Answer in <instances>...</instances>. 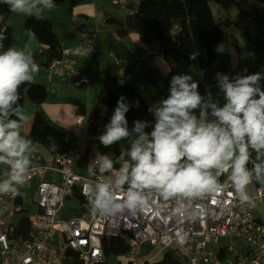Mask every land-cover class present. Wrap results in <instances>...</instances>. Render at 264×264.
I'll return each instance as SVG.
<instances>
[{
	"label": "built area",
	"instance_id": "1",
	"mask_svg": "<svg viewBox=\"0 0 264 264\" xmlns=\"http://www.w3.org/2000/svg\"><path fill=\"white\" fill-rule=\"evenodd\" d=\"M129 2L112 0L120 8L127 7ZM220 28L225 29V26L220 25ZM92 44L93 38L87 35L77 48L63 50V58L47 68L50 79L79 78L75 71L76 58L90 54ZM48 49L49 46L43 45L39 51ZM218 77L224 79L225 75L220 72ZM87 82V78L81 77L76 83ZM200 96L203 102L208 100L207 94ZM80 159L81 153L77 150L51 157L50 161H40L27 169L23 183L11 182L15 191L0 193V264H62L64 253L60 254L52 244L58 234L66 249L77 252L84 264L103 262V239L124 235L129 246L126 255L129 264H143L141 254L145 244L160 247L161 251H178L183 257L191 258L190 264H225L229 248L210 251L208 247L228 237L245 243L246 251L237 256L236 264H264V223L252 214L254 207L264 202V188L258 185L254 170H249L252 179L245 187L249 201H241L229 175L218 180L223 186L219 195L206 193L196 198L164 201L152 193L144 210L124 209L101 214L92 204L96 185L110 182V190L120 194L115 189V181L123 164L112 161L113 169L101 172V159H94L91 168L85 170L78 167ZM251 163L256 164L252 160ZM5 181L9 180L0 175V184ZM86 186L90 189L87 195ZM128 187L125 183L124 191ZM27 199L32 200L38 210L28 216L31 232L26 238L16 232L21 215L28 211ZM74 199L83 217L61 220L59 213Z\"/></svg>",
	"mask_w": 264,
	"mask_h": 264
},
{
	"label": "clouds",
	"instance_id": "2",
	"mask_svg": "<svg viewBox=\"0 0 264 264\" xmlns=\"http://www.w3.org/2000/svg\"><path fill=\"white\" fill-rule=\"evenodd\" d=\"M12 12L32 15L36 3L46 8L54 7L51 0H3ZM38 14V13H37ZM2 19V17H0ZM0 39H3L0 36ZM39 71V65L24 51L11 48L0 54V163L10 164V180L0 184V193L15 191L11 182H24L29 164L24 155L31 141L20 136L21 124L10 120V115H21L13 105L20 99L18 89L32 80L31 73ZM190 77H173L171 95L156 109L157 123L151 132L132 145L129 153L134 164L125 163L119 170L115 190L110 182L96 185L92 204L95 211L115 213L128 209L144 210L152 193L164 201L179 198H196L206 193L219 195L222 185L218 177L231 170L229 179L241 201H249L245 187L251 182L252 173L246 168L250 160L249 149L256 152V159L264 156V91L254 85L261 79L259 74L229 82L227 77L220 83L224 106L211 105V115L216 119L207 122L201 111V119L193 111L201 107L202 97L196 83L189 85ZM205 94V93H204ZM123 104L115 111L107 134L102 136L104 146L128 137ZM140 126H137V131ZM113 169L112 161L104 158L100 171ZM213 170L215 173L213 174ZM256 178L264 173V163L254 165ZM129 185L124 191L123 185ZM90 189L86 186L85 195ZM122 201V203H117Z\"/></svg>",
	"mask_w": 264,
	"mask_h": 264
},
{
	"label": "trees",
	"instance_id": "3",
	"mask_svg": "<svg viewBox=\"0 0 264 264\" xmlns=\"http://www.w3.org/2000/svg\"><path fill=\"white\" fill-rule=\"evenodd\" d=\"M62 2L70 3L69 13L72 14L73 7L83 0H51L54 6L51 9L46 8L42 3L39 4L48 10L55 11ZM212 4L226 13L237 10L238 17L233 21V27L247 38L256 52L250 60L251 69L254 73L263 69L264 0H140L134 13L127 15L123 20L107 17L105 23L115 27L120 38H125L133 32L137 33L143 43L157 48L158 53L163 56L175 74L185 77L193 62L196 61L201 70H207L212 68L222 53L224 54L221 48L224 30L215 19ZM0 17H2L0 36L3 37L0 39V54H2L15 47L13 12L10 10V5L3 0H0ZM24 28L28 37L37 42L39 50L43 45L49 46L48 50L43 52L38 50L33 55L35 63L48 68L53 61L63 58L62 42L56 36L55 24L51 20L35 14L26 18ZM254 28H257L261 34L252 36ZM79 30L90 38L93 37L85 24L80 25ZM42 58L45 59L44 62ZM221 68L226 72L231 70L228 61L223 62ZM103 76L101 93L97 105L89 115L87 139L78 162V167L84 170L91 168L95 159L92 150L101 143L100 138L107 133L111 125L112 119L108 116V111L115 112L120 104L127 109L124 113L126 124L122 125L129 134L127 138L137 131L138 125L142 130L150 118V105L133 85L121 83L117 77L107 71L103 72ZM197 85L199 95H203L205 92L203 85L201 83ZM48 96V90L44 85L26 82L24 96H20L13 108H19L21 112L26 101L40 105L47 101ZM209 111L211 114V106ZM8 119L17 120L21 126L24 124V120H20L15 114L10 115ZM156 123L157 121L148 123L149 134L154 130ZM26 138L31 143L44 147L52 157L72 151L67 135L51 124L40 111H36ZM249 152L250 160L246 165L248 171L254 170L251 160L255 163H264V156L257 160L256 152L252 149H249ZM114 161L117 160L114 159ZM6 167V163H0V169ZM229 173L230 170L220 175L218 180L226 179ZM30 232L29 217L24 215L19 219L16 235L27 238ZM102 245L105 260L95 264H111L106 261L109 256H125L129 251L125 235L120 238H104ZM183 258L185 257L178 251L168 250L155 264H182ZM62 264L84 263L77 252L66 249Z\"/></svg>",
	"mask_w": 264,
	"mask_h": 264
},
{
	"label": "crops",
	"instance_id": "4",
	"mask_svg": "<svg viewBox=\"0 0 264 264\" xmlns=\"http://www.w3.org/2000/svg\"><path fill=\"white\" fill-rule=\"evenodd\" d=\"M136 1L135 3L134 0H130L127 7L119 9L120 7H114L115 5L111 3V0H83V2L73 7L72 14L69 13L71 8L69 2L60 3L55 11L48 10L36 3V7L32 9L34 15L51 20L55 24L54 31L62 42L64 51H71L85 42L87 34L81 33L79 30V26L83 24L87 26L89 32H92L93 44L90 54H80L76 58L75 71L77 76L79 78H87V83L77 85L76 82L79 78L75 79L73 76L65 78L55 77L50 80L46 67L45 71L47 73L45 77L42 76V80L32 78V83L42 82V85L47 88L49 96L43 104L32 107L31 118L26 123V118L23 119L22 128H24L26 134L30 130L29 127H31L35 112L40 111L51 124L67 135L72 151L78 150L82 153L87 139L88 118L98 103L104 80V71L117 77L121 83L133 85L150 105V118L147 123L157 121L156 109L161 108L163 101L170 97L173 77L179 76L171 70L163 56L158 53L157 48L143 43L137 33L133 32L125 38H120L116 28L105 23L107 17L111 16L123 20L127 15L134 13L140 0ZM31 2H35V0H31ZM212 9L218 24L224 25L225 29L228 27V31L224 32L221 44L224 54L222 53L219 56L212 68L201 70L195 61L186 73V76L190 77L188 80L189 85L201 83L204 87V93L208 95V100L206 102L202 101L201 107L193 111V114L199 120L203 110L205 113L203 118L207 122L215 120L210 114L209 107L215 104L222 108L227 102L220 87V83L223 81L222 78L218 77L220 72L227 77L229 82H235L239 78L260 74L262 70L256 73L252 71L250 60L255 56L256 52L247 38L242 39L239 34L241 32L233 27V21L238 17L237 10L234 9L226 13L221 11L219 7L212 6ZM262 32L264 33V25ZM82 34H85V36H82ZM260 34L257 28L253 29L252 36ZM13 35L15 40L14 48L17 51H24L26 55L30 54L33 59V55L39 50L37 42L34 40L35 52H31L29 48H26L30 41V38L26 37V32L25 38H23L24 40L21 43L16 36L14 27ZM241 41L244 46L243 52L239 46ZM225 54H227V57H225ZM42 61L44 62L45 59L42 58ZM225 61L230 64V72H226L221 68ZM33 62L35 63V61ZM242 65L244 72L241 71ZM39 66L41 68L44 67L42 65ZM217 71L219 72L217 73ZM129 75L131 77L128 79ZM254 86L264 91V86L258 83ZM25 105L22 111L25 109ZM109 113L110 111H108ZM81 118L83 121H80ZM39 151L34 149L31 156L24 154L29 160L27 169L31 168L34 165L33 163L38 164L40 161L46 160L45 155ZM51 157L50 155L49 158ZM5 169L9 171V174L6 175V173L2 172L4 169H0V175L4 180H10L11 165L9 167V164H7ZM230 174L231 170L228 176ZM263 181L264 176L261 174V178L257 179V183L264 188ZM253 216L264 223V202L256 207ZM142 259L147 261L146 264H155L160 261L153 256L149 258L144 256Z\"/></svg>",
	"mask_w": 264,
	"mask_h": 264
},
{
	"label": "rangeland",
	"instance_id": "5",
	"mask_svg": "<svg viewBox=\"0 0 264 264\" xmlns=\"http://www.w3.org/2000/svg\"><path fill=\"white\" fill-rule=\"evenodd\" d=\"M134 2L136 3L137 1L134 0ZM212 6L217 7V5H215V4H212ZM38 7H41V6H38ZM114 7H116V6H114ZM116 8H119V7H116ZM119 9H121V8H119ZM33 15H34L33 11H32V15H27V14L21 15V13L14 12V18H13L12 23H13V27L16 30V36H17L18 40L20 41V43L24 40L23 38H25V32H26V30L24 28L25 20H26V18H30ZM226 31H228V27H227V29L224 30L225 33H226ZM239 34H240L242 39L246 38L243 34H241V33H239ZM26 37L28 38L27 33H26ZM29 40L30 41L28 42L26 48L27 49L29 48V51H31V52H35V44H34L35 42L32 38H30ZM239 46L243 52L244 46H243L242 41L239 42ZM33 61H35V60L33 59ZM44 68L45 67L41 68L39 66V71L32 73V78L42 80V76L45 77V75L47 73L45 71L46 68L45 69ZM241 68H242L241 71L244 72L243 65L241 66ZM218 72L219 71H217V73ZM259 75H260L261 79L257 83L259 85L264 86V68L260 71ZM29 82H32V81H29ZM33 82H35V81H33ZM35 83L42 84L41 81L35 82ZM25 104L26 105H25V109L22 111V116L24 118H26L25 119V123H26L27 120L29 118H31L30 115L32 114V107L34 106V104H32L29 101H26ZM114 115H115V112H113V111H110V113L108 114V116L111 119L114 117ZM26 127H28V126L26 125ZM19 132H20V136L27 140L26 136L28 133L27 134L25 133L24 128H22V126L20 127ZM141 134H147L149 139H151V135L149 134V131H148V123H146L145 127L142 130L134 131L130 138L121 139L118 142H114L110 146H104L101 142L99 145H97L96 147L93 148L92 155L95 156L94 158L97 157L96 159H101V160H103L104 158H107L110 161H114V159H115L123 165L125 163H127L131 168V165L134 164V162L131 160L129 153L131 151L133 143L140 138ZM34 149L40 150L41 154L45 155V159H46L45 161L51 160V158H49L50 154L48 153V151L44 147L39 146L38 144H33V143H31L29 145V149L26 151L25 155H27V156L33 155ZM117 155H119V156L117 157ZM33 164L34 165H32L31 167L35 166L37 163H33ZM9 167H10V164H9ZM2 172L6 173V175L9 174V171L8 170L6 171V169H4ZM214 173H215V170H213V174ZM263 184H264V181H263ZM28 193H29L28 191H25V194H28ZM25 205L27 207L28 212H26V213L24 212L21 216H24V215L29 216L31 213L38 210L37 205L32 200L27 199ZM256 207H254V209L252 210L253 215H254V210L256 209ZM83 215H84V213L80 210L77 200L74 199V200H69L67 202L66 206L59 213V218L61 220H68V219L74 218V217L81 218V217H83ZM52 244H53V246H55L57 248V250L59 251L60 254L65 253L66 246L62 242V236L60 234L57 235V237L55 238V240ZM227 247L229 248L230 252L227 255V259H226L225 264H236L237 256L243 255V253L246 251L245 243L243 241H239V240L235 241V239H233L232 237L222 238L219 240L218 243L209 244L208 249L210 251H216L219 248H227ZM241 249H243V250L241 251ZM165 252L166 251H161L160 247L155 248V247L151 246L150 244H145L142 248L141 260L143 261V264H146V262H147V261H144L142 259V257H144V256H147L148 258L153 256L157 260H161ZM190 260H191L190 257L183 258L182 264H190ZM106 261L111 263V264H129L128 258L126 255L125 256L111 255L106 259Z\"/></svg>",
	"mask_w": 264,
	"mask_h": 264
},
{
	"label": "water",
	"instance_id": "6",
	"mask_svg": "<svg viewBox=\"0 0 264 264\" xmlns=\"http://www.w3.org/2000/svg\"><path fill=\"white\" fill-rule=\"evenodd\" d=\"M25 87H26V83L24 85H22L19 89V94L21 97L24 96Z\"/></svg>",
	"mask_w": 264,
	"mask_h": 264
}]
</instances>
